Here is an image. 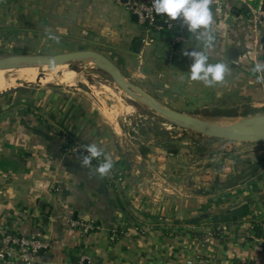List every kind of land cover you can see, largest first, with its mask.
<instances>
[{
    "label": "crops",
    "instance_id": "obj_1",
    "mask_svg": "<svg viewBox=\"0 0 264 264\" xmlns=\"http://www.w3.org/2000/svg\"><path fill=\"white\" fill-rule=\"evenodd\" d=\"M248 5L254 2L224 0L211 6L215 24L225 27L212 32L206 55L209 63L230 69L213 87L190 79L192 60L184 51L171 54L179 55L178 64L164 57L165 50L158 55L164 40L155 34L167 29L134 22L120 0H0V55H45L104 43L133 81L173 108L200 115L213 111L217 123L232 121L244 117L239 113H252L242 109L264 105V71H253L264 63V24ZM204 44L195 50L203 51ZM231 48L236 59L229 57ZM93 88L97 93L46 88L0 95V160L8 164L0 169V249L5 234L47 243L32 263L2 264H77L83 254L89 264H264V141L232 144L195 135L176 139L170 149L149 139L138 142L130 155L134 172L146 165L144 178L169 188L154 183L144 190L113 133L81 93L105 111L102 92ZM109 95L121 98L113 91ZM114 131L121 132L118 126ZM67 140L86 155L87 146L98 145L114 167L101 177L94 169L104 156L84 167L82 155L65 147ZM246 200L248 213L237 220L206 217ZM200 215L205 217L198 223L189 221ZM73 220L96 227L85 233L72 226Z\"/></svg>",
    "mask_w": 264,
    "mask_h": 264
},
{
    "label": "rangeland",
    "instance_id": "obj_2",
    "mask_svg": "<svg viewBox=\"0 0 264 264\" xmlns=\"http://www.w3.org/2000/svg\"><path fill=\"white\" fill-rule=\"evenodd\" d=\"M138 29H141V27H139ZM168 32L169 31L164 30V36H167ZM103 44L84 45L82 50H94L107 56L108 58L113 60L115 64H117L124 76L129 81L141 87V85H139L140 83H138V81H133L130 74L126 70H124L118 54L111 49L104 47ZM70 51L76 50L74 49ZM55 54L58 53H47L45 55L52 56ZM54 66L49 67L53 68L52 71L48 70L47 68L42 70L39 68H34L31 70L22 68L23 70L21 69L18 71L12 70L11 72L6 73L3 77L4 79L0 81V92H4L12 87H18V90L22 92L30 91L32 89L35 90L46 88L61 91L68 90L78 92V88H81L82 90H92L94 89L93 87H95L97 90H100L102 92L100 97L102 98V102L105 104V111L102 110V108L98 104V101L95 100L92 96L86 94L81 90L79 91L84 94L88 107L96 112V115H98L99 117V121L103 122L104 125L113 133L114 140L120 143L123 148L122 153L130 148V152L132 153V150L140 145L138 144V138L141 140H148L149 135H151L155 139V142L157 143H154L155 145L167 149H170V147H175L177 145L174 142L176 139L195 137V135H201V137H209L207 135L198 133L188 127L172 123L167 118L163 117L154 109H152L147 103L135 97H132L125 90L121 89L117 81L108 70L98 66L92 61L89 62L88 60H72L70 63H61L59 67ZM79 83H82V86H79ZM141 88L144 89V87ZM114 89H118L120 91V99L114 98L113 96L109 95V93L111 94ZM144 90L155 99L159 100V102H162V104H165L169 108H173L171 105L165 103V101H163L162 99V96H159L158 93L152 91L151 89H149V91H147L146 89ZM92 92L97 93V91L93 90ZM120 107H122V109H120ZM242 110V112H252L250 114L239 113L241 114L240 116H244V119H248L252 118L253 116H261V114L264 113V105H259L256 108H253L251 106L250 109L248 108L246 110ZM186 113L194 114L213 123H215L216 120H219V117H217L219 116L217 115L218 113L213 111H211L210 113L204 112L203 115H200V113L196 112ZM238 118L239 119H234L232 121L231 119H229L228 122H230V124L218 122V125L230 126L232 124L238 123L242 119V117ZM115 126H118L120 128L121 132L119 134L114 131ZM144 131H146L147 134H145ZM144 136H146V138H144ZM225 141H229L232 144L242 143L230 140Z\"/></svg>",
    "mask_w": 264,
    "mask_h": 264
},
{
    "label": "water",
    "instance_id": "obj_3",
    "mask_svg": "<svg viewBox=\"0 0 264 264\" xmlns=\"http://www.w3.org/2000/svg\"><path fill=\"white\" fill-rule=\"evenodd\" d=\"M122 3H126L127 0H120ZM254 6H259V0H254ZM261 9L264 11V1L261 5ZM238 12V10H236ZM132 20L134 22H137V16L132 15ZM165 29L167 27L166 23H160ZM168 35L164 36V34L161 31H158L155 34V38L158 40H164L161 45L157 48V54L161 55L164 51V57L169 59H172V62L174 64L179 63V55H171L173 51L176 52H183L185 49H187L183 43H180L178 45L173 44V37L174 35L179 36L181 32L179 31H170L168 30ZM213 35V33H211ZM206 41L205 39H199L197 38V34L194 35V39L190 43V47H188V51H192L196 49V45L198 43L204 44ZM143 41L141 39L136 40L135 42V48L140 49L142 46ZM237 51L235 48H231L229 50V57L232 59H236ZM172 56V57H171ZM72 60H89L94 61L98 60L105 63L104 69L108 70L114 79L117 81L118 85L121 89L125 90L129 95L132 97H135L145 103H147L152 109H154L156 112H158L163 117L167 118L169 121H171L174 124L182 125L185 127H188L190 129L195 130L198 133H201L203 135H207L212 138H218V139H225L230 141H236V142H261L264 141V113L255 117H252L250 119L256 121V125L250 129L243 128L242 126L237 125H231V126H221L216 123H213L209 120H206L204 118H201L199 116H196L194 114H189L174 108H169L165 104H162V102H159V100L155 99L153 96H151L148 92H146L143 88L140 86L132 83L129 81L124 74L122 73L121 69L107 56L103 55L102 53H99L94 50H76V51H68V52H62L58 53L52 56L48 55H41V54H13V55H0V69L5 68H20L24 66H34V65H41V64H48L49 67H53L54 65L61 64V63H70ZM82 83H79V86ZM18 87H12L4 92H0V95L5 93H11L14 91H17ZM145 134H147L146 131H144ZM146 138V136H144ZM149 141L154 142L155 139L149 135L148 136ZM138 142L140 144H145L147 142V139L141 140L138 138ZM117 149L122 152L123 148L120 145L119 142L116 143ZM131 152L127 149L124 151L123 156L126 159V162L128 163V170L132 173V177L136 184L141 189H147V187L155 184H158V186L163 191H169V188L166 184L163 183H156L151 179L150 177L145 176V171H147L146 165H140L138 167L139 173H135L133 170V161L130 159ZM248 203V200L243 201L242 203L235 205L231 207L229 210H221L217 213L208 214L211 216L214 215H221L225 214L227 212L234 211L241 206ZM42 253L44 250L41 251Z\"/></svg>",
    "mask_w": 264,
    "mask_h": 264
},
{
    "label": "clouds",
    "instance_id": "obj_4",
    "mask_svg": "<svg viewBox=\"0 0 264 264\" xmlns=\"http://www.w3.org/2000/svg\"><path fill=\"white\" fill-rule=\"evenodd\" d=\"M214 0H152V6L157 15H166L169 19L180 20L197 38L205 39L203 51H184L183 54L192 60L190 67V79L200 81L206 87H213L219 82H223L225 76L230 71L227 64L209 63V56L206 55L208 49L212 47L211 41L215 39L211 33L225 27L223 23L215 24L212 5ZM215 25V27H214ZM49 39L59 40L56 36L49 35ZM249 55L255 59V54ZM254 72L264 71V63H256ZM88 155L83 156L82 166L90 167L93 159L104 156V161L94 169L101 177L107 175L114 167V162L110 156H105L104 152L96 144L87 146Z\"/></svg>",
    "mask_w": 264,
    "mask_h": 264
},
{
    "label": "built area",
    "instance_id": "obj_5",
    "mask_svg": "<svg viewBox=\"0 0 264 264\" xmlns=\"http://www.w3.org/2000/svg\"><path fill=\"white\" fill-rule=\"evenodd\" d=\"M264 0H259V6L248 5L250 14L254 16L257 23L264 24V11L261 9V5ZM224 0H214L212 6H221ZM254 2V0H252ZM127 9L137 16L138 23L145 25L149 30L153 29H165L160 23H166L167 30L179 31L181 34L179 36L174 35L173 44L178 45L183 43L184 46L189 45L194 39L193 33L189 32L182 22L178 20H171L166 15H157L153 6L152 0H127L125 3ZM73 152L82 153L86 155L85 151L79 146L73 147ZM73 227L81 228L85 233H88L96 227L93 222L83 223L80 221H72ZM2 247L0 249V264L6 262H12L16 259L22 260L27 263H32L35 261L37 255L42 249L47 247V243L44 239L39 237H27L20 234H5L2 241ZM77 264H89V258L87 255L83 254L79 257Z\"/></svg>",
    "mask_w": 264,
    "mask_h": 264
},
{
    "label": "trees",
    "instance_id": "obj_6",
    "mask_svg": "<svg viewBox=\"0 0 264 264\" xmlns=\"http://www.w3.org/2000/svg\"><path fill=\"white\" fill-rule=\"evenodd\" d=\"M61 136L62 133H60ZM74 142L71 141V140H67L66 141V144H65V147H69V148H72L74 147L75 145H73ZM142 152L143 153H146L147 150L145 147H142ZM79 155H82V157L84 156L82 153H79ZM94 164H96V160H93L92 161ZM0 169H8V164H7V161H4V160H0ZM249 202L243 206H241L240 208L234 210V211H231L229 213H226V214H221V215H214V216H211V215H208L206 217H210L213 221H225V220H237L239 219L240 217H243L245 216L247 213H248V208H249ZM205 217V216H196V217H193L192 219H190L189 221L191 222H195V223H198L199 221L202 220V218ZM256 228L259 230V226L256 225Z\"/></svg>",
    "mask_w": 264,
    "mask_h": 264
},
{
    "label": "bare ground",
    "instance_id": "obj_7",
    "mask_svg": "<svg viewBox=\"0 0 264 264\" xmlns=\"http://www.w3.org/2000/svg\"><path fill=\"white\" fill-rule=\"evenodd\" d=\"M89 61V60H88ZM89 62H91V61H89ZM92 62H94V63H96L98 66H100V67H103V68H106L105 67V63L104 62H101V61H98V60H94V61H92ZM48 64H41V65H32V66H24V67H20V68H5V69H0V81H2L4 78V75L6 74V73H9V72H11L12 70H21L22 68H25V69H36V68H39V69H45V68H47L48 70H50V71H52L53 70V68H49V66H47ZM61 64H57L56 66H54V67H59ZM39 66V67H38ZM27 67H29V68H27ZM23 70V69H22ZM28 71V70H27ZM44 71V70H43ZM21 73V72H20ZM39 73V72H38ZM14 75V74H13ZM6 77V76H5ZM9 79V78H8ZM28 79V78H27ZM113 95H115L116 97H121V93H120V91L118 90V89H114L113 90ZM254 117V116H253ZM225 124H230V122H228V120H225V121H223ZM216 124H218L217 122H215ZM233 125H237V126H242L243 128H246V129H250V128H252V127H254L255 125H256V121H254V120H252V119H250V118H248V119H244L243 117H242V119L238 122V123H235V124H232V126ZM231 126V125H230Z\"/></svg>",
    "mask_w": 264,
    "mask_h": 264
}]
</instances>
